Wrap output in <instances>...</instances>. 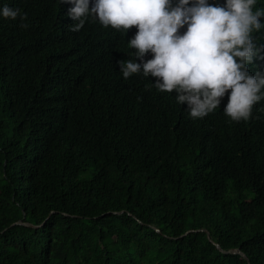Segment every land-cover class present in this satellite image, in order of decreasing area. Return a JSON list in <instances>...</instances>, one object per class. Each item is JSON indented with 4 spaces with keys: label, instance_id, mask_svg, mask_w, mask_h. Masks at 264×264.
<instances>
[{
    "label": "trees",
    "instance_id": "obj_1",
    "mask_svg": "<svg viewBox=\"0 0 264 264\" xmlns=\"http://www.w3.org/2000/svg\"><path fill=\"white\" fill-rule=\"evenodd\" d=\"M4 3L28 27L0 18V264H249L217 244L264 264V99L235 122L226 92L193 119L120 75L137 26L71 32L68 3Z\"/></svg>",
    "mask_w": 264,
    "mask_h": 264
},
{
    "label": "clouds",
    "instance_id": "obj_2",
    "mask_svg": "<svg viewBox=\"0 0 264 264\" xmlns=\"http://www.w3.org/2000/svg\"><path fill=\"white\" fill-rule=\"evenodd\" d=\"M61 3L72 5L66 13L73 21L68 25L71 32H78L89 19L124 34L137 26L127 40L134 59L117 61L120 75L125 80L133 74L156 77L153 86L163 92L175 90V102H186L185 111L193 119L217 109L226 92L223 114L235 122L247 121L253 106L264 99V72L251 74L248 69L254 59H264V44L252 35L253 30H264V22L258 19L264 9L252 10L256 0ZM0 18L19 19L21 28L28 27L27 13L7 3L0 5ZM149 52L152 58L145 60Z\"/></svg>",
    "mask_w": 264,
    "mask_h": 264
},
{
    "label": "water",
    "instance_id": "obj_3",
    "mask_svg": "<svg viewBox=\"0 0 264 264\" xmlns=\"http://www.w3.org/2000/svg\"><path fill=\"white\" fill-rule=\"evenodd\" d=\"M18 224H24V225H26V226L32 227L31 224H29V223H24V222H22V221L18 222ZM208 234H209V233H208ZM217 246H218V248H219L223 253L241 254V255H242V256H243V257L249 262V264H251V262H250L249 258L247 257V255H246L245 253H243L242 251H240V250L225 251V250H223V249L221 248L220 245L217 244Z\"/></svg>",
    "mask_w": 264,
    "mask_h": 264
}]
</instances>
